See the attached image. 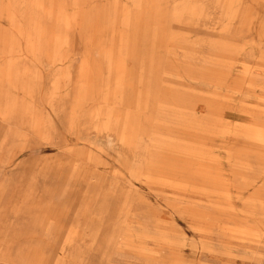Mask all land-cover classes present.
Here are the masks:
<instances>
[{
    "label": "rangeland",
    "instance_id": "374dc122",
    "mask_svg": "<svg viewBox=\"0 0 264 264\" xmlns=\"http://www.w3.org/2000/svg\"><path fill=\"white\" fill-rule=\"evenodd\" d=\"M0 264H264V0H0Z\"/></svg>",
    "mask_w": 264,
    "mask_h": 264
}]
</instances>
